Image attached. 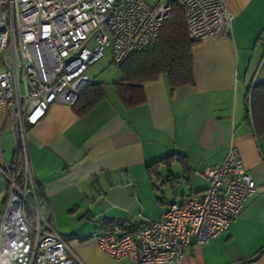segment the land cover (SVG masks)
Wrapping results in <instances>:
<instances>
[{"label":"crops","instance_id":"0c3cea01","mask_svg":"<svg viewBox=\"0 0 264 264\" xmlns=\"http://www.w3.org/2000/svg\"><path fill=\"white\" fill-rule=\"evenodd\" d=\"M225 2L234 17L233 35L194 47L195 85L172 90L163 75L144 84V105L126 108L114 86L120 78L104 85L105 97L86 115L60 103L30 127L26 153L42 191V214L71 238L85 264H132L101 252L92 235L111 225L158 221L171 203L208 189L205 173L220 166L231 147L240 150L257 189L226 233L191 243L179 264H264V138L256 143L246 119L257 73V83H264V0ZM6 115L0 109V166H12L17 157ZM182 183L191 190L179 193ZM166 187L170 203L159 198ZM8 191L0 173V204ZM213 240L228 249L215 263L206 255Z\"/></svg>","mask_w":264,"mask_h":264},{"label":"built area","instance_id":"2783aa9c","mask_svg":"<svg viewBox=\"0 0 264 264\" xmlns=\"http://www.w3.org/2000/svg\"><path fill=\"white\" fill-rule=\"evenodd\" d=\"M225 0H0V109L14 133L17 157L0 166L9 193L0 204V264H85L52 217L28 166L27 134L56 104L74 106L92 85L88 69L110 50L111 61L154 45L179 7L192 42L231 38ZM92 45V46H90ZM205 173L209 187L171 203L158 221L116 224L92 235L101 252L132 264H179L185 247L226 233L257 189L237 147ZM33 218V223L28 216Z\"/></svg>","mask_w":264,"mask_h":264},{"label":"trees","instance_id":"16d2710c","mask_svg":"<svg viewBox=\"0 0 264 264\" xmlns=\"http://www.w3.org/2000/svg\"><path fill=\"white\" fill-rule=\"evenodd\" d=\"M184 12L174 7L166 19L160 36L154 45L138 52L118 65L121 80L114 84L116 93L126 108L144 105L147 101L144 84L155 82L161 76L168 77L172 90L195 85L193 49L196 45L189 39ZM105 86L93 81L73 106L74 113L84 116L105 97ZM253 93L254 126L256 139L264 138V83H256ZM250 94V93H249ZM249 95L247 117L249 116Z\"/></svg>","mask_w":264,"mask_h":264},{"label":"rangeland","instance_id":"374dc122","mask_svg":"<svg viewBox=\"0 0 264 264\" xmlns=\"http://www.w3.org/2000/svg\"><path fill=\"white\" fill-rule=\"evenodd\" d=\"M144 1L151 6H155L158 5V3L161 0H144ZM111 59L112 58H111L110 50H107L102 59H99L96 63H94L89 67L87 74L95 83L101 84L103 86L109 84L108 86H111L121 78V73H119L120 72L119 66L114 64L113 61H111ZM199 186L201 187V185H199V182L196 181L195 187L198 188ZM191 188L192 187L186 184L184 185L182 183L178 188V192L179 193L188 192L189 190H191ZM160 195L161 196L159 198L166 199L168 203H170L173 200L172 192L169 187L162 189ZM28 214L31 221L35 223L33 218L30 216L29 210H28ZM210 245H211L209 246L210 248L206 249L207 260L209 262L215 263L220 259L226 258L228 254V249L221 246L222 245L221 240L219 241L213 240Z\"/></svg>","mask_w":264,"mask_h":264},{"label":"water","instance_id":"95a60500","mask_svg":"<svg viewBox=\"0 0 264 264\" xmlns=\"http://www.w3.org/2000/svg\"><path fill=\"white\" fill-rule=\"evenodd\" d=\"M264 64V60L262 61V63H261V66ZM261 66H259L260 68H259V70L262 68ZM259 72V71H258ZM256 79H258V73H257V75H256V77L253 79V83H252V85H251V92H249L250 93V96H249V118H250V120H251V123H252V131L254 132V134H255V136L257 137V135H256V131L254 130L255 129V126H254V118H252L253 117V110H252V106H251V104H252V102H253V93H252V91H254V87H255V85H256V83H257V80ZM259 139L257 138V144L258 145H260L259 144ZM258 256L259 255H257L256 257H253V259L251 260L252 262H255V261H257L259 258H258Z\"/></svg>","mask_w":264,"mask_h":264}]
</instances>
